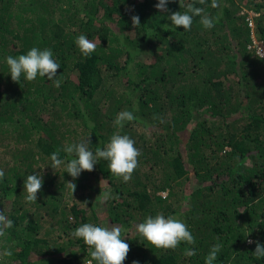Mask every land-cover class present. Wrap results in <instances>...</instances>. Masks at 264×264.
<instances>
[{
  "label": "trees",
  "instance_id": "trees-1",
  "mask_svg": "<svg viewBox=\"0 0 264 264\" xmlns=\"http://www.w3.org/2000/svg\"><path fill=\"white\" fill-rule=\"evenodd\" d=\"M157 2L0 0V211L13 221L0 237L3 264H89L91 249L72 235L84 223L125 229L124 264H205L218 243L214 264H264L248 243L264 245V59L252 44L264 46V0H219L217 8L184 0L218 17L211 29L194 17L190 31L166 27L168 15L186 11L178 0L168 12ZM81 34L97 44L88 57L75 43ZM32 47L53 51L60 87L39 76L11 80L6 57ZM125 110L153 128L127 122L119 129L142 153L132 179L114 177L103 159L73 179L65 170L74 157L64 146L90 139L93 152L105 148ZM57 149L65 165L35 169L51 165ZM37 173L42 190L27 202L24 181ZM67 182L76 184L73 194ZM100 198L96 211L92 201ZM158 213L185 222L195 244L173 251L144 240L135 225Z\"/></svg>",
  "mask_w": 264,
  "mask_h": 264
},
{
  "label": "clouds",
  "instance_id": "clouds-1",
  "mask_svg": "<svg viewBox=\"0 0 264 264\" xmlns=\"http://www.w3.org/2000/svg\"><path fill=\"white\" fill-rule=\"evenodd\" d=\"M169 2L170 0H158L155 7L158 11L168 12L167 5ZM178 2L182 9L186 8V11H177L168 15L166 18L171 21V25H166V27L170 29L182 27L183 31H190L194 17H200V23L205 29H211L215 26L218 17L214 20L205 13L204 8L195 6V3L185 4L184 0H178ZM198 3L204 5L206 0H198ZM211 7H219V0H211ZM132 23L134 27L140 25L139 16H132ZM75 43L84 57L90 56L97 48V44L90 41L84 34L79 35ZM260 55L264 56V51H261ZM6 64L9 67L13 82L20 83L22 77L28 82H33L39 76L53 82L55 87H60L62 83L57 78V70L61 66L54 59V53L51 49L41 50L38 47H32L25 55L6 57ZM135 119L132 111L125 110L118 113L113 122L118 131L110 137L103 149L97 147L93 152L89 147L90 139L64 146L62 151L67 156L74 157L67 161L65 172L76 179L83 171H93L98 160L103 159L108 162V169L114 177L125 183L129 182L134 171L139 167L138 158L142 153L135 147V141L128 135H121L119 129H122L127 122H132ZM163 122L161 120V123ZM60 151L57 149L51 154L50 166L53 169L65 164V161L60 157ZM4 175V171L0 169V181L4 179ZM67 184L73 194L76 184L72 182H67ZM42 186L41 174L28 175L24 181L25 200L35 203ZM109 198H111L110 193H105L104 199ZM11 227H13V221L3 211H0V237H5L7 229ZM135 229L144 240L157 249L174 251L181 243L195 244V237L188 229L187 224L172 215L167 217L163 213H158L155 216L149 215L144 222L137 223ZM124 231L122 226L116 224L96 226L92 223H84L77 227L72 235L77 239H82L84 244L91 249L89 264H92L93 261L95 264H124L131 250L130 245L125 242V237L122 235ZM248 243L256 244L253 252L255 257L264 258V245L252 240H248ZM221 249V244L213 245L205 257V264H214ZM12 254L10 250L3 252L4 256H11ZM184 255L191 257L196 255V252L194 249H185ZM133 264H138V262L133 261Z\"/></svg>",
  "mask_w": 264,
  "mask_h": 264
},
{
  "label": "rangeland",
  "instance_id": "rangeland-1",
  "mask_svg": "<svg viewBox=\"0 0 264 264\" xmlns=\"http://www.w3.org/2000/svg\"><path fill=\"white\" fill-rule=\"evenodd\" d=\"M252 16H253V13L251 12L250 13ZM96 97H98V96H96ZM95 97V98H96ZM238 101L239 100H232V102H231V104H233V105H236L237 103H238ZM131 123V125H132V128L134 129H141V132H144V131H147V132H149L150 134H152L153 132L152 131H148L147 129H153V128H151V126H148V128H146V127H144V126H142V125H140V124H138L137 123V121L135 122V121H132V122H130ZM150 138H153L152 136H150ZM49 163V161L48 162H46V163H39V164H37L36 166H35V169H37L38 168V171H41V172H45V171H47L49 168L47 167L48 165L50 166V164H48ZM65 165V164H64ZM63 165V166H64ZM52 170H55V169H53L52 168ZM95 182V181H94ZM92 183L95 187H97L98 186V183L97 182H95V183ZM102 190H104L103 189V187H102ZM86 191V193L88 194L89 193V189H86L85 190ZM90 194H91V198H93L94 196H95V194L94 193H92V192H90ZM101 199V198H100ZM103 202V203H102ZM101 204L103 205L104 204V201L101 199V200H96V199H94L93 201H92V207L96 210V211H100L101 210ZM106 205V204H105ZM103 217V216H102ZM105 222V220H102V222H101V224H103ZM59 243V242H58ZM1 258V257H0ZM0 264H3L2 262H0Z\"/></svg>",
  "mask_w": 264,
  "mask_h": 264
},
{
  "label": "built area",
  "instance_id": "built-area-1",
  "mask_svg": "<svg viewBox=\"0 0 264 264\" xmlns=\"http://www.w3.org/2000/svg\"><path fill=\"white\" fill-rule=\"evenodd\" d=\"M247 20L249 21V26L252 28V27H253V23H252L251 18L248 17ZM252 38H253V37H252ZM252 44H253V47H254V49H255V54H256L258 57L264 59V56H261V55H260V52H261V51H264V46L261 45V44H259L254 38L252 39Z\"/></svg>",
  "mask_w": 264,
  "mask_h": 264
},
{
  "label": "crops",
  "instance_id": "crops-1",
  "mask_svg": "<svg viewBox=\"0 0 264 264\" xmlns=\"http://www.w3.org/2000/svg\"><path fill=\"white\" fill-rule=\"evenodd\" d=\"M261 96H262V98L264 99V91L263 90H261ZM252 102V109H254V108H256L258 105H257V102L255 101H251ZM249 109V107L246 105V110H248ZM245 110V111H246Z\"/></svg>",
  "mask_w": 264,
  "mask_h": 264
}]
</instances>
